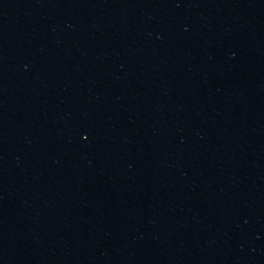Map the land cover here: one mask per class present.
<instances>
[{
  "label": "water",
  "instance_id": "1",
  "mask_svg": "<svg viewBox=\"0 0 264 264\" xmlns=\"http://www.w3.org/2000/svg\"><path fill=\"white\" fill-rule=\"evenodd\" d=\"M0 264H264V0H0Z\"/></svg>",
  "mask_w": 264,
  "mask_h": 264
}]
</instances>
